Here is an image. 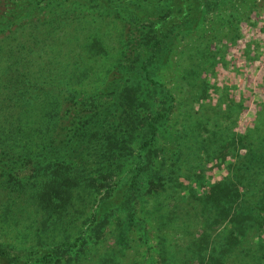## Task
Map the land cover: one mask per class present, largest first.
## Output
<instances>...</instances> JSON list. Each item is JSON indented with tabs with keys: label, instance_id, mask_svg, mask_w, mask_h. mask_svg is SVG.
I'll list each match as a JSON object with an SVG mask.
<instances>
[{
	"label": "trees",
	"instance_id": "obj_1",
	"mask_svg": "<svg viewBox=\"0 0 264 264\" xmlns=\"http://www.w3.org/2000/svg\"><path fill=\"white\" fill-rule=\"evenodd\" d=\"M232 1H157L151 18L146 16L151 34L137 26L131 36L126 26L125 39L113 43L115 59L109 70L105 57L111 53V42L99 31L101 17L115 10L119 0H0V188L7 190V198L55 218L74 220L84 210L91 216V225H71L72 239L35 244L22 254L0 242V264H264V240L252 239L257 222L250 213L256 205L264 217V98L252 125L239 133L233 127L241 105L231 96H221L225 85L202 78L204 70L212 72L229 62L227 43L241 36L237 24L251 26L256 23L254 14L264 9V0H241L252 7L250 15L235 11L225 19ZM121 6L125 5L117 9ZM209 10L215 15L210 25H204ZM133 16L144 18L141 10ZM126 58L134 66L125 65ZM134 70L148 88L122 81ZM76 72L85 74L81 77L104 72L90 105L95 114L83 112L90 107L74 104L73 78L61 77ZM60 86L70 91L64 106ZM152 92L161 107L150 113L147 96ZM171 115L172 130L165 129ZM133 144L140 161L134 163L133 181L121 185L145 188L137 175L146 160L154 165L148 194L161 188L177 190L185 180L204 183L202 172L209 161H224L227 156L231 161L226 176L210 183L205 193L198 195L197 190L196 196L191 184L184 189V197L197 199V228L193 206H170L145 251L136 237L123 233L114 235L119 244L101 248L89 231L103 227L97 212L105 211V196H112L120 208L126 205L125 190L114 186L128 168L133 170V165L127 167ZM28 164L30 175L12 179L16 165ZM241 185H246L243 192ZM102 186L112 191L98 195ZM237 200L242 202L240 210ZM181 211L190 216L183 222L189 233L186 240L173 225ZM221 233L224 240L218 238Z\"/></svg>",
	"mask_w": 264,
	"mask_h": 264
},
{
	"label": "rangeland",
	"instance_id": "obj_2",
	"mask_svg": "<svg viewBox=\"0 0 264 264\" xmlns=\"http://www.w3.org/2000/svg\"><path fill=\"white\" fill-rule=\"evenodd\" d=\"M123 5L119 9L118 6L121 4L119 2L118 6L115 10H108L104 17H101V29L99 31L100 36L104 41L111 42L108 43V46L111 50V53L108 54L105 58L106 64L109 65L107 69H109L111 60L115 59V49L113 43H119L124 38V34L129 31L131 36H134L137 31V26L139 29H142L147 32L146 21L152 11L154 10V5H156L157 1L160 0H119ZM260 0H255V2ZM126 5L129 6L130 12H127ZM233 7H229L225 12L226 15L224 18L228 16L227 13H234L235 11H242L247 15H250L251 6L241 2V0H233ZM136 10H141V14L144 16L143 19L139 20L134 18L133 14ZM232 10V11H230ZM134 12V13H133ZM223 13V11H221ZM117 13H122L117 15ZM215 12L209 10L205 14V22L204 25L208 23L210 25L212 18L214 17ZM256 16V17H255ZM129 17H133L134 19L130 20ZM150 17V16H149ZM254 19L256 23L251 26L248 23L237 24V29L240 31L241 36L237 39L227 43V59L229 60V64L217 65L214 67L213 71L204 70L202 72V78L209 82H217L219 85H225L226 90L221 95L222 97H233L238 103L241 105L238 115V120L233 127V130L242 133L245 129L252 125V121L255 117L256 111L258 110L262 99L264 98V9H261L258 13L254 14ZM151 18V17H150ZM247 20V17H246ZM201 24V25H203ZM200 25V26H201ZM127 26V30L125 27ZM136 26V28H135ZM208 30V29H207ZM142 31H140L141 34ZM149 35L150 31L147 32ZM202 32L199 31V34ZM139 34V35H140ZM206 34V33H205ZM173 53V55H177V51ZM173 60V58H171ZM123 63L125 65H133L134 62L129 59H124ZM60 67H56V72ZM111 70V69H109ZM106 71V68L104 72ZM69 72V70L67 71ZM99 74L98 72H89L86 76L81 77L83 75H79L80 73L76 72L73 77L65 76L66 74L61 73V77L65 78H73L70 83L71 87L75 90L73 94L75 96L74 104H78L79 106L85 105L87 108L83 111L86 114L92 115L95 114L94 110L90 105H93L95 102L92 97L94 96V92H98L97 86L100 83V80L103 76V73ZM113 76H116L118 81V75L111 72ZM55 76V74H53ZM167 76V74L165 75ZM56 77V76H55ZM81 77V78H80ZM52 80L56 82V79L51 76ZM122 81H127L128 84L133 87H145V84L140 81V76L134 73H129V75H123ZM58 85V84H57ZM150 92V89H147ZM64 91V92H63ZM66 92H70L69 90L60 86V94L62 100L61 103L65 104V94ZM150 97L147 96L149 100L148 111L150 113L156 112L161 107L160 98L155 93H148ZM217 95L213 96L211 99L212 103L216 102ZM226 107V100L222 105ZM94 108V107H93ZM174 121V116H170L169 119L166 120L164 124L165 129L172 130V124ZM136 134V133H135ZM135 136V135H134ZM137 137L139 135L136 134ZM137 144H133V152L130 154L131 158L127 159V167L129 165H133V170L128 168V172H126L123 176V179L119 182L118 186H114L115 189H124L125 193H122V199L126 198V205L122 208L119 207L114 201L111 200L112 196H105L106 193L112 191L110 188L107 192V188L102 186L101 192L98 195H104L105 200L108 201L105 206V211L97 212V215L100 217L98 222L102 224L103 227L93 226L90 228L91 238L94 239L97 237L100 240L101 248L106 245H111L114 242L117 244L120 243V238L117 236L115 238L114 235H124L129 234V236L133 235L139 241L140 248L145 251V247L149 248L151 244H153L151 237L155 234L157 228V223L164 217L169 216L168 208L170 206H175L180 209L181 206H193L196 209L194 213L195 220L193 222L196 223L197 228V199L193 197H184L186 190L190 185V190L195 189L194 193L197 196V190L199 191L198 195L201 193H205L206 188L217 180L223 179L228 173V162L231 161V157L227 156L224 161L219 159H213L209 161L206 165V170L202 172L204 177V183H197V180H185L183 186H179L177 190H170V187L166 190L161 188L159 189L160 194H148V180L152 178L154 165L146 162H142L140 166L139 174L137 178L141 185H146L145 188L142 186L140 188H134L127 184L128 187L121 185L122 182L126 180H131L134 177V172L137 171V166H135V162L140 161V153L137 155ZM136 156V157H135ZM196 171H199L197 169ZM32 172V165H16L13 170V175H11L12 179L17 181V179H24ZM136 179V176H135ZM122 186V187H121ZM139 189V190H137ZM241 189L243 192L246 190V185H241ZM183 190V191H180ZM162 191V192H161ZM7 190L0 188V242L10 245L13 253L20 252L25 253L26 249L33 248L35 249V244L45 245L49 243H55L63 238L72 239L71 235L74 234L75 229L71 230V225L75 222H78L80 226L91 225V216L87 214L84 210L82 216L78 213L74 215L73 219H61L55 218L47 213H43L36 208L27 205L25 203H19L18 201H13V197H8ZM119 199V198H118ZM2 200V201H1ZM243 201V199H242ZM246 201V199H245ZM101 203V202H98ZM244 203V201H243ZM244 205V204H243ZM102 206V207H103ZM236 208L240 210L242 208V202L237 200ZM252 214V218L257 222V224L264 222V217L259 213V210L256 205L253 206L250 211ZM182 216L178 219L175 218L176 221L173 224L175 227L183 233L185 230L183 229V222L187 223L190 221L189 213L185 211H181ZM224 217H221L223 219ZM102 219V220H101ZM259 221V222H258ZM94 224V223H93ZM92 224V225H93ZM256 224V233L253 235V240L257 238H262L264 240V223L262 227ZM95 225V224H94ZM105 227V228H104ZM112 227L114 229L110 230ZM220 226H218L215 230H218ZM93 228V229H92ZM99 229V230H98ZM131 234V235H130ZM183 238L186 240L189 233H183ZM225 234L221 233L218 238L225 239ZM127 236V235H126ZM211 237H215V234H212ZM146 239V242L144 240ZM149 240V242H147ZM129 242V238L127 239ZM255 243V241H254ZM256 244V243H255ZM246 246L245 244H240V246ZM251 246V245H250ZM255 248L256 246L253 245ZM19 254V255H21ZM152 254V253H151ZM3 264V262H2ZM157 264H161L160 262Z\"/></svg>",
	"mask_w": 264,
	"mask_h": 264
}]
</instances>
